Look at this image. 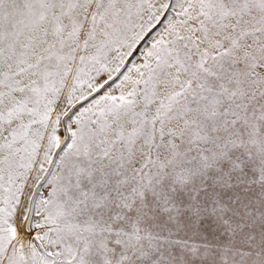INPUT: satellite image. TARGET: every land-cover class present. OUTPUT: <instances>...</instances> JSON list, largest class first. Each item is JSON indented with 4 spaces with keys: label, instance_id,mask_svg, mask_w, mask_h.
I'll list each match as a JSON object with an SVG mask.
<instances>
[{
    "label": "snow or ice",
    "instance_id": "1",
    "mask_svg": "<svg viewBox=\"0 0 264 264\" xmlns=\"http://www.w3.org/2000/svg\"><path fill=\"white\" fill-rule=\"evenodd\" d=\"M0 264H264V0H0Z\"/></svg>",
    "mask_w": 264,
    "mask_h": 264
}]
</instances>
